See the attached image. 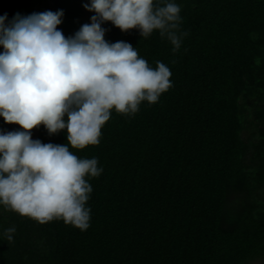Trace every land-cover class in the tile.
<instances>
[{
	"label": "trees",
	"instance_id": "obj_1",
	"mask_svg": "<svg viewBox=\"0 0 264 264\" xmlns=\"http://www.w3.org/2000/svg\"><path fill=\"white\" fill-rule=\"evenodd\" d=\"M88 2L0 0V16L62 10L68 37L91 22ZM176 2L189 35L175 54L156 32L101 25L110 43L168 66L173 86L131 117L113 110L98 145H69L103 168L89 180L90 227L0 206V234L16 229L0 235V264H264V0ZM36 139L66 143L43 125Z\"/></svg>",
	"mask_w": 264,
	"mask_h": 264
},
{
	"label": "clouds",
	"instance_id": "obj_2",
	"mask_svg": "<svg viewBox=\"0 0 264 264\" xmlns=\"http://www.w3.org/2000/svg\"><path fill=\"white\" fill-rule=\"evenodd\" d=\"M90 23L65 37L62 10L0 16V117L22 130H0V206L39 224L62 220L80 231L90 227L93 192L89 180L103 168L98 159L78 158L74 149L100 143L112 111L133 116L142 102L155 104L172 86L170 68H155L130 43H114L101 25L140 38L154 32L175 54L189 33L176 0H89ZM257 67L261 60L255 61ZM43 125L66 143H42L29 130ZM15 227L0 235L13 240Z\"/></svg>",
	"mask_w": 264,
	"mask_h": 264
},
{
	"label": "rangeland",
	"instance_id": "obj_3",
	"mask_svg": "<svg viewBox=\"0 0 264 264\" xmlns=\"http://www.w3.org/2000/svg\"><path fill=\"white\" fill-rule=\"evenodd\" d=\"M13 130H22L20 129V126L17 124H10L8 127V131H13ZM32 133V139H36L37 133H38V128H34L32 130H29Z\"/></svg>",
	"mask_w": 264,
	"mask_h": 264
},
{
	"label": "flooded vegetation",
	"instance_id": "obj_4",
	"mask_svg": "<svg viewBox=\"0 0 264 264\" xmlns=\"http://www.w3.org/2000/svg\"><path fill=\"white\" fill-rule=\"evenodd\" d=\"M2 118H0V120H1Z\"/></svg>",
	"mask_w": 264,
	"mask_h": 264
}]
</instances>
